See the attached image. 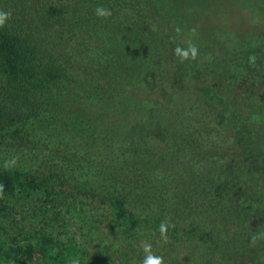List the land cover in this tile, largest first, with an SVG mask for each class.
<instances>
[{
  "label": "trees",
  "instance_id": "16d2710c",
  "mask_svg": "<svg viewBox=\"0 0 264 264\" xmlns=\"http://www.w3.org/2000/svg\"><path fill=\"white\" fill-rule=\"evenodd\" d=\"M252 3L232 31L209 0H0V264H264Z\"/></svg>",
  "mask_w": 264,
  "mask_h": 264
},
{
  "label": "rangeland",
  "instance_id": "374dc122",
  "mask_svg": "<svg viewBox=\"0 0 264 264\" xmlns=\"http://www.w3.org/2000/svg\"><path fill=\"white\" fill-rule=\"evenodd\" d=\"M210 10H217V19L212 20V23L223 22L227 25L230 30L238 28H252L257 26V21L260 18L256 15L254 11H249L253 6L252 0H209ZM250 4V5H249ZM247 7L246 11L243 8ZM260 237H264V222L261 224ZM261 243H264V238H261ZM264 249L263 244L260 249Z\"/></svg>",
  "mask_w": 264,
  "mask_h": 264
},
{
  "label": "clouds",
  "instance_id": "9594fccd",
  "mask_svg": "<svg viewBox=\"0 0 264 264\" xmlns=\"http://www.w3.org/2000/svg\"><path fill=\"white\" fill-rule=\"evenodd\" d=\"M96 14L97 16H110L111 12H109L106 9H103V7H98L96 9ZM10 12H4V11H0V27H2L5 22L10 18ZM177 31L179 32V29H177ZM198 47L195 44H192L191 42H189L188 47L187 48H180L177 47L174 49V52L177 56H179L181 58V60H195L198 56ZM250 59H254V57L250 58ZM3 192V186L0 185V193ZM168 223L162 221L160 226H159V232L161 235V239L166 243L168 240L167 237V230H168ZM264 237H258L256 235H253V242H255L257 239H261ZM144 252L146 253V258L143 261V264H164V258L162 256H156L154 254H152L151 252V244L150 243H145L142 245Z\"/></svg>",
  "mask_w": 264,
  "mask_h": 264
},
{
  "label": "water",
  "instance_id": "95a60500",
  "mask_svg": "<svg viewBox=\"0 0 264 264\" xmlns=\"http://www.w3.org/2000/svg\"><path fill=\"white\" fill-rule=\"evenodd\" d=\"M263 220H264V219H262V220L260 221V223H262V222H263Z\"/></svg>",
  "mask_w": 264,
  "mask_h": 264
}]
</instances>
